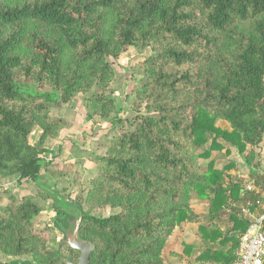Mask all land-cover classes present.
Instances as JSON below:
<instances>
[{"label":"trees","instance_id":"obj_1","mask_svg":"<svg viewBox=\"0 0 264 264\" xmlns=\"http://www.w3.org/2000/svg\"><path fill=\"white\" fill-rule=\"evenodd\" d=\"M128 48L150 53L131 86L140 105L131 121L107 94L111 61ZM80 95L88 119L117 126L83 200L117 210L82 214L89 264H165L182 223L198 226L195 262L234 264L251 225L244 212L260 214L263 201L264 0H0V179L37 189L0 208V255L24 258L3 264H65L37 227V201L49 199L38 184L51 166L46 144L62 129L46 101ZM226 146L243 156L252 190L227 182L232 164L215 166ZM203 201L209 212L194 213ZM58 207L56 228L67 216Z\"/></svg>","mask_w":264,"mask_h":264},{"label":"rangeland","instance_id":"obj_2","mask_svg":"<svg viewBox=\"0 0 264 264\" xmlns=\"http://www.w3.org/2000/svg\"><path fill=\"white\" fill-rule=\"evenodd\" d=\"M149 54V50L138 51L128 48L117 59L111 61L116 71V79L111 83L107 94L114 98L118 109V117L123 120H133L136 115V110L140 107L131 93V86L134 81H142L143 73L141 62ZM28 91L35 92V89L30 87ZM85 98V95H80L66 102H62L61 100L59 102L46 101L50 106L51 118L53 120H61L63 123L62 128L72 131L71 134L75 135L72 138L74 140L78 139L74 146L71 145L70 149L72 150L68 159L65 160V164H52L51 158H55L53 156H55V152L60 145L56 147L51 142L46 144L49 152L46 154V159L51 162V166L50 169H43L41 171L42 183L45 185L38 182L41 190L49 189L50 195L49 199L40 198L37 201L40 208V213L36 220L37 227L38 229L44 230L47 235L49 241L48 247L53 250H60L62 257L72 264H77L81 252L82 254L84 253V244L76 241L78 249L74 251V255L69 253L67 250L68 246L63 244L66 240V231L69 229V222L71 221L70 217L65 215L66 226L57 222L58 228L55 227V221L63 219L61 215L56 214L54 211L55 196L62 198L64 202L71 204L77 212L82 214L87 213L95 217H108L117 212V210H113L107 206L88 210L83 204L86 190L89 186V180L96 172L94 159L95 157L103 155L107 143L117 134V126L111 125L110 121H104L98 117H94L92 119L94 123L88 122L87 110L84 106ZM218 126L224 127L223 124H218ZM29 138L30 144H33L37 135L32 133ZM72 138L64 136V141H66L65 139L71 140ZM51 148H53L52 151ZM226 148H229V146H226ZM221 154L223 156L215 161V166L220 168L226 163L232 164V168L228 171L227 181L229 183L235 182L239 176L246 174L247 168L243 161V156L238 155L235 149L229 148L228 155H225V151L222 150ZM213 155H216V152H213ZM36 192L37 189L34 185H28L22 186L17 193L9 191L6 195L9 197H18L23 193ZM58 208L64 213V208L60 206ZM12 260L22 261L24 258L10 259L0 255V264L8 263Z\"/></svg>","mask_w":264,"mask_h":264},{"label":"crops","instance_id":"obj_3","mask_svg":"<svg viewBox=\"0 0 264 264\" xmlns=\"http://www.w3.org/2000/svg\"><path fill=\"white\" fill-rule=\"evenodd\" d=\"M88 122L92 123L93 121L92 119H88ZM33 133L38 136L39 131H34ZM71 133L72 131L66 128H62L58 137L50 141L51 143H53V146L55 145L56 147H58L60 145L55 152V156H53L55 158H51L53 165H58L57 163L65 164V160L68 159L69 154L72 150L70 149V147L71 145L74 146V144L77 143L78 139L77 138L74 140L72 137H74L75 135H72ZM64 136H68L72 139H65L66 141H64ZM52 150L53 148H51V151ZM261 151L262 150L260 149L256 150L257 153H260ZM259 160L261 161V157H259ZM257 173L264 180V172L261 171V165L259 167V170H257ZM237 181H242L244 185H247V189L252 190L254 188V186L252 185V181H250L249 179L248 168L246 174L244 176H239L235 182ZM21 187L22 185L17 184L15 179H0V208L6 205L8 201L9 196L6 194L9 191H11L12 193H17V191L20 190ZM259 190V188H256V192H258ZM263 190L261 192H263ZM261 197L263 199V193H261ZM192 210L196 214H207L210 210V205L207 201H203L197 205L192 206ZM201 252L202 244L199 239L198 226L191 223H182L169 239L168 246L163 254V259L165 264H204L195 262V259L200 255Z\"/></svg>","mask_w":264,"mask_h":264},{"label":"built area","instance_id":"obj_4","mask_svg":"<svg viewBox=\"0 0 264 264\" xmlns=\"http://www.w3.org/2000/svg\"><path fill=\"white\" fill-rule=\"evenodd\" d=\"M261 171L264 172V153L260 152ZM263 174V173H262ZM260 214L245 215L251 219V225L242 236L234 264H264V190Z\"/></svg>","mask_w":264,"mask_h":264},{"label":"water","instance_id":"obj_5","mask_svg":"<svg viewBox=\"0 0 264 264\" xmlns=\"http://www.w3.org/2000/svg\"><path fill=\"white\" fill-rule=\"evenodd\" d=\"M47 192L48 195H50L49 190H45ZM56 204L62 208H64V213L70 217V221L69 222V229L66 231V240L63 242V244H66L68 246L69 249L71 250H77V243L76 241H79L81 243L84 244V253L80 254L79 256V261L77 262V264H89V260H90V255L94 249L93 245L81 241L78 237L77 234V230L80 224V220H81V216L82 213L77 212L73 206H71V204H68L66 202H64V200L58 196H55L54 198ZM67 259L62 257V261L65 264H72L69 263L68 261H66Z\"/></svg>","mask_w":264,"mask_h":264}]
</instances>
